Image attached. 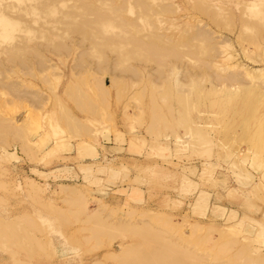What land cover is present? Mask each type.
Here are the masks:
<instances>
[{"label":"rangeland","instance_id":"374dc122","mask_svg":"<svg viewBox=\"0 0 264 264\" xmlns=\"http://www.w3.org/2000/svg\"><path fill=\"white\" fill-rule=\"evenodd\" d=\"M100 1L0 0V127L27 144H0V222L17 233L0 264H122L164 237L199 259L185 264L262 258L264 79L243 72L264 68V0Z\"/></svg>","mask_w":264,"mask_h":264},{"label":"bare ground","instance_id":"6f19581e","mask_svg":"<svg viewBox=\"0 0 264 264\" xmlns=\"http://www.w3.org/2000/svg\"><path fill=\"white\" fill-rule=\"evenodd\" d=\"M34 1H36V0H34ZM34 1H32L31 0V2H34ZM86 1V0H85ZM92 1L93 0H91V3H92ZM98 1V5H99V0H97ZM102 1V0H101ZM100 1V3H102ZM108 1V0H107ZM114 2H115V0H114ZM37 3V2H36ZM84 3H86V2H84ZM95 3V2H94ZM97 3V2H96ZM112 3V2H111ZM110 3V4H111ZM259 3L261 4V3H263V2H258V0H252V1H249V2H247L246 3V6L245 7H243V8H245V10H248V9H250V8H252V7H255V6H258L259 5ZM32 4V3H31ZM38 4V3H37ZM102 4H106V1H105V3H102ZM109 4V2L106 4V5H108ZM113 4V3H112ZM32 5H34V4H32ZM88 5H90V4H88ZM85 6H87V5H84L83 4V7L84 8H87V9H89L90 8V6L89 7H85ZM91 6H93V5H91ZM100 7H104V6H101V5H99ZM5 8L6 7H4V8H2V9H0V26H2L4 23H7L6 21L8 20V19H10L11 18V16L10 15H8V13H6V10H5ZM33 8H34V6H33ZM31 9V8H30ZM90 10H92L91 12H93V10L94 9H92V7L90 8ZM32 11V10H31ZM83 11H87L86 9L85 10H83ZM89 11V10H88ZM87 11V12H88ZM27 12H29V11H27ZM261 12V11H260ZM30 13V12H29ZM93 13H97V14H99V12L96 10H94V12ZM244 13V12H243ZM241 14V17L242 16H247V15H245V14ZM24 14H26V13H24ZM24 14H23V16H24ZM118 14V13H117ZM101 15H102V12H101ZM100 15H98V17H99ZM105 16V15H104ZM19 17V16H18ZM107 17V16H106ZM105 17V18H106ZM13 18V17H12ZM96 19H97V17H96ZM13 20L15 21V22H18V21H20L21 22V20L19 19V18H13ZM105 20H109L108 18L107 19H104V17H99L98 18V21H96V22H98V23H96L95 22V20L93 21L95 24H100V23H102V22H104ZM26 21V20H25ZM242 21H243V19H242ZM241 21V22H242ZM22 22H23V18H22ZM87 23H88V21H86ZM90 22V24L91 25H93V23H91L92 21H89ZM3 23V24H2ZM77 23V22H76ZM81 23H83V24H81ZM80 24L81 25H83L84 26V23H85V21L84 22H81ZM2 24V25H1ZM89 24V25H90ZM77 25H79V23H77ZM76 25V26H77ZM81 25H79V26H81ZM90 25V26H91ZM79 26H77V27H79ZM87 27V26H86ZM82 27H80V31L78 32V33H80L81 32V29ZM76 30V32H77V29H75ZM1 32V31H0ZM74 32V31H73ZM258 32V31H257ZM260 32V31H259ZM82 33V32H81ZM80 33V34H81ZM260 35H261V32H260ZM240 36V35H239ZM240 38V37H239ZM136 39V38H135ZM141 40V39H140ZM157 40V39H156ZM155 40V41H156ZM134 41V40H133ZM136 41V40H135ZM140 42V41H139ZM139 42H136L137 43V45H138V43ZM107 43H112V42H107ZM127 43H129V42H127ZM135 43V42H134ZM148 43V42H147ZM241 43V42H240ZM113 44V43H112ZM142 44H145V48L147 49V48H149V47H147V45L148 46H150L149 44H147L146 45V42H141V44H139V45H141L142 46ZM154 44V43H153ZM153 44H151V47H152V45ZM114 45V44H113ZM131 45V44H130ZM158 45V44H157ZM108 47V46H107ZM133 47H135V51H136V45H133ZM143 48H144V46H142ZM142 47L141 48H139L138 46H137V48L138 49H140V51H142L141 49H142ZM154 47V46H153ZM152 47V48H153ZM159 47V46H158ZM157 47V48H158ZM98 48V47H97ZM112 48H114V46H112ZM152 48H150L151 50H150V52H148V53H150L149 55H150V60H149V57H148V54H146V52H145V49H144V53H141L140 51H137L138 53H141L140 54V56H143V58L142 59H146V57H148V60L149 61H152L151 60V57H153L152 55H153V53L154 52H152V54H151V51H152ZM173 48V47H172ZM109 49H111V48H109ZM134 49V48H133ZM137 49V50H138ZM155 49H156V47H155ZM35 50V49H34ZM161 49L159 48V55H158V53H157V56H158V58L160 57V55H161V57H162V53L163 52H161L160 51ZM164 50V49H163ZM147 51V50H146ZM148 51H149V49H148ZM153 51H155V50H153ZM170 51V50H169ZM168 51V52H169ZM174 51V50H173ZM173 51H171L172 53H174ZM37 52V51H36ZM97 52V51H96ZM133 52V51H132ZM165 50H164V55H165ZM167 52V53H168ZM176 52V51H175ZM135 55H137L138 53H135V52H133ZM156 53H154V60L156 61ZM171 53V54H172ZM133 55V54H132ZM139 55V54H138ZM145 55H146V57H145ZM163 55V56H164ZM134 56V55H133ZM175 56V55H174ZM130 57H131V53H130ZM138 57V56H137ZM135 58V59H137L138 60V58ZM160 57V59H159V61L161 62L162 61V58ZM168 57V56H167ZM167 57H165V58H167ZM171 57V56H170ZM140 58V57H139ZM139 61H141V60H139ZM143 61V60H142ZM145 61V60H144ZM158 62V61H157ZM149 63V62H148ZM163 64V63H162ZM161 65V64H160ZM173 66V65H172ZM176 66V65H175ZM175 66H173L174 68H175ZM173 68V69H174ZM113 69V68H112ZM179 69V68H178ZM185 70V69H184ZM245 72H243V74L245 73L246 74V76L248 75L253 81L257 78V79H259V77H261L262 78V80L264 79V68L263 69H259V70H254V71H247V70H244ZM136 72V71H135ZM189 72V71H188ZM201 72V71H200ZM238 74V73H237ZM244 74V75H245ZM255 74H257V76L255 77L254 75ZM195 75V74H194ZM197 75V74H196ZM195 75V76H196ZM240 75V74H239ZM238 75V76H239ZM193 76V75H192ZM198 76H200L201 77V75L200 74H198ZM198 76H196L197 78H198ZM203 76H204V73H203ZM223 76V75H222ZM237 76V77H238ZM202 78V77H201ZM200 78V79H201ZM115 79V78H114ZM174 79H175V77H174ZM179 79V78H178ZM178 79L177 80H175V81H177L178 82V84H177V87H178V85H180V82L178 81ZM116 80V79H115ZM166 80V79H165ZM180 80V79H179ZM203 80V79H202ZM201 80V81H202ZM219 80H222L223 81V87L225 88L226 86H229L230 84V82H232V81H235V82H237V80L238 79H236L235 77H234V75L232 76V75H229V76H227L226 78H225V76H224V78L223 79H219ZM112 81H114L113 79H112ZM121 82H122V80H120ZM174 81V80H173ZM239 81V80H238ZM264 81V80H263ZM121 82H119V84H122ZM166 82V81H165ZM224 83H228L229 85H226V86H224ZM184 84V83H183ZM183 84H181V87H182V85ZM218 84H221V83H218ZM116 85V84H115ZM118 85V84H117ZM153 85V84H152ZM166 85H167V82H166ZM173 85V84H172ZM172 85H171V87H172ZM168 87H169V84H168ZM168 87H166V89L168 88ZM180 87V88H181ZM179 88V87H178ZM184 88V87H183ZM231 88H236V86L235 85H232V87ZM230 88V89H231ZM165 89V88H164ZM171 89V88H170ZM172 90V89H171ZM171 90L169 91V89H168V91L167 92H171ZM235 92H236V90H235ZM19 93V92H18ZM164 94L166 95L167 93L164 91ZM170 96H171V93H170ZM166 98H167V96H165ZM173 97V96H172ZM172 97H171V99H172ZM170 97H169V95H168V99H169ZM155 99V98H154ZM154 99H152L150 102V104H151V110H152V113L153 114H151L152 115V119L153 120H151L152 122V124H151V128L152 129H149L150 128V126L148 125V129L147 130H151L152 132H154L155 131V133L159 130V127L161 126V125H159V123H162L163 122V124H164V127L162 126L161 128H163V129H165V127L167 128V126L165 125V123L166 122H164V120H166V116L164 115V114H162V113H159L158 111L159 110H162V109H160V107H159V105H158V102L157 101H155ZM161 99V98H160ZM162 100H163V102H164V100H165V98L163 97L162 98ZM173 100V99H172ZM160 101V100H159ZM166 101V100H165ZM182 102H183V105L185 106V104H184V101H186L185 99H183V100H181ZM160 103H162V101L160 102ZM166 103H167V101H166ZM170 103V102H169ZM164 105H166L165 103H163ZM162 104V105H163ZM163 105V106H164ZM169 105H171V104H169ZM172 106V105H171ZM170 107V106H169ZM168 107V108H169ZM78 108H80V107H78ZM171 109H172V107H170ZM170 109V110H171ZM158 110V111H157ZM167 110V109H166ZM169 110V109H168ZM167 110V111H168ZM169 110V111H170ZM154 111V112H153ZM175 112V111H174ZM69 113V112H68ZM170 113V112H169ZM70 114V113H69ZM169 115H171V117H169V118H171V121H172V119H173V117H172V115H174L173 113L172 114H169ZM66 116V115H65ZM65 116H64V118H63V120L65 119V121H67V119H69V120H71V119H73V116L70 114V115H67L68 116V118L66 117L65 118ZM69 116H72V117H69ZM2 119V118H1ZM0 119V121H2ZM75 119V118H74ZM73 119V120H74ZM67 121V123L69 122V127H70V129L72 128V129H75V131H76V129H77V133L79 134V133H82L83 132V130H84V126H82V128H81V130H79L80 129V126L79 127H77V123L78 124H80V122H78L77 120H75V124H74V122H72V121ZM167 121V120H166ZM5 122V121H4ZM3 122V123H4ZM70 122H72L74 125H73V127L74 126H76V128L74 127H72V126H70V125H72ZM168 122V121H167ZM7 123H9V125L7 124L6 125V127L4 126H1V127H3V129L2 130H0V137H1V145L4 147V148H9L10 147V145H11V143L13 142V141H18V139L20 140V139H22V135H20L19 134V130H21V132H23L22 130L23 129H21V128H19L18 126H14V125H11V123L12 122H7ZM167 124H169V123H167ZM175 124V123H174ZM1 125H3V124H1ZM179 125V124H178ZM20 126V125H19ZM4 128H7V131L6 130H4ZM171 128V127H170ZM174 128V127H173ZM176 128H177V125H176ZM162 129V130H163ZM79 130V131H78ZM172 130H174V129H172ZM178 130V129H177ZM70 131H72V130H70ZM69 131V132H70ZM74 131V130H73ZM72 131V132H73ZM80 131H82V132H80ZM89 130H87V132H88ZM149 131H147L148 133H152L151 131L149 132ZM25 132V131H24ZM72 132L70 133V136H72L73 134H72ZM86 132V134H85V136L86 135H88V133ZM90 132V131H89ZM187 132V131H186ZM192 132V131H191ZM77 133L76 134H74L73 136L74 137H76V135H77ZM83 133H85V130H84V132ZM82 133V134H83ZM90 133H92V132H90ZM147 133V134H148ZM173 133V132H172ZM193 133V132H192ZM22 134H24V133H22ZM79 135V137L80 136H83V135ZM174 134V135H173ZM172 135L173 136H175V133H173ZM90 135H92V134H90ZM191 135V134H190ZM194 135V134H193ZM27 136V135H26ZM78 136V135H77ZM18 137V138H17ZM23 137H24V135H23ZM78 138V137H77ZM91 138V137H90ZM22 141H24V140H22ZM21 141V142H22ZM18 142H20V141H18ZM20 142V144L22 145V144H24V142L23 143H21ZM17 143V142H16ZM25 143H26V140H25ZM21 145H20V147H21ZM24 145H27V144H24ZM24 145H22V148L24 147H26V146H24ZM20 147H19V149H20ZM28 148H30L29 146H27ZM21 148V149H22ZM28 148H27V150H28ZM23 150V149H22ZM26 150V149H25ZM29 150H31V149H29ZM21 151V150H20ZM29 152V151H28ZM28 152L26 151H24L23 150V153H25L26 155L28 154ZM21 153V152H20ZM25 155V156H26ZM36 157V156H35ZM28 159V158H27ZM35 161V160H34ZM73 194H76V193H73ZM77 195V194H76ZM74 198H72V200H76V198H75V196L74 195H72ZM77 198H79L78 196H77ZM156 219H157V217L155 218V221H156ZM158 219H159V217H158ZM162 220V219H161ZM158 222H159V220H158ZM157 222V223H158ZM140 223H142V222H140ZM165 223V222H164ZM167 223V222H166ZM170 223V222H169ZM124 225V224H123ZM122 225V227H124V228H122L123 229V231L125 230V232H127V233H131V234H129V235H142V234H149V232H148V229H149V231L151 230L150 228V226H147L148 224H146V223H144V225H146V226H144V227H146V229L145 228H142V227H138L137 225V227H135L134 225H132V224H128V223H126V225H124L123 226ZM164 225H166V224H164ZM163 225V226H164ZM167 225H169V224H167ZM173 225V224H172ZM176 226V225H175ZM7 227H9L10 228V230L9 229H6ZM120 227V226H119ZM192 227V226H191ZM148 228V229H147ZM174 228V227H173ZM176 228V227H175ZM197 228V227H196ZM196 228H194L195 230H193V232L194 231H196V230H199V229H196ZM122 229H120V228H118L117 230H121V231H119V232H123L122 231ZM8 230V231H7ZM14 229H12L11 227H10V225L8 224V226H6L5 227V224L4 223H2V221L0 222V238L1 239H3V240H5V237L6 238H8L9 240H11V241H13L14 240V236H16V234H15V231H13ZM10 231V232H9ZM11 231H13V232H11ZM130 231V232H129ZM197 232V231H196ZM133 233V234H132ZM14 235V236H13ZM165 238V237H164ZM162 239V242H158V243H160V245L159 246H157V247H155L154 249H150L147 253H141V252H139L138 251V249L137 250H135L134 251V249L133 250H130V249H125V248H123V249H125V250H122L123 252H124V254L125 255H123L122 254V251H121V253H119V256L121 255L122 256V258H119V257H117V258H115V259H118V260H121V259H123V260H121V261H117V262H122V264H185V261L186 262H188V261H190V262H194V263H196V262H198L197 260H199V259H196V258H194L193 256L194 255H192L191 254V252H186V251H184V250H181L180 249V244H176V243H174V242H169L168 240H166V239ZM231 238V237H230ZM228 240H230V239H228ZM232 240V239H231ZM235 240V239H234ZM234 240H232L231 242H233L234 243ZM9 241H7V243H8ZM230 242V241H229ZM236 242V241H235ZM152 248H153V246H152ZM220 249V248H219ZM222 250V249H221ZM218 251H220V250H218ZM224 250H222L221 252H219L218 254H220V255H224L225 253L227 254V252H225L224 251V254L222 253ZM222 253V254H221ZM234 255H232V258H235V256L233 257ZM264 256L262 257V258H258L256 261H254L253 263H251V264H263L264 263ZM237 259V258H236ZM231 260V259H230ZM235 260V259H234ZM246 260H248V258H246L245 259V262L244 263H246ZM202 261V260H201ZM231 261H233V260H231ZM251 261V260H250ZM184 262V263H183ZM199 263H201L200 261H199ZM243 263V262H242ZM198 264V263H197ZM203 264V263H202ZM205 264V263H204ZM206 264H208L207 262H206ZM248 264H250V262L248 263Z\"/></svg>","mask_w":264,"mask_h":264}]
</instances>
